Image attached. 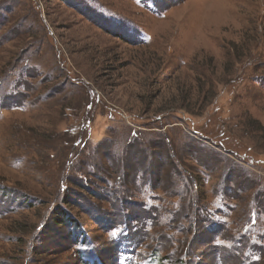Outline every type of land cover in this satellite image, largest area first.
<instances>
[{
  "label": "rangeland",
  "instance_id": "rangeland-1",
  "mask_svg": "<svg viewBox=\"0 0 264 264\" xmlns=\"http://www.w3.org/2000/svg\"><path fill=\"white\" fill-rule=\"evenodd\" d=\"M164 255L264 264V0H0V264Z\"/></svg>",
  "mask_w": 264,
  "mask_h": 264
},
{
  "label": "trees",
  "instance_id": "trees-1",
  "mask_svg": "<svg viewBox=\"0 0 264 264\" xmlns=\"http://www.w3.org/2000/svg\"><path fill=\"white\" fill-rule=\"evenodd\" d=\"M159 120H160V117H159ZM153 121H156V120H154L153 119ZM215 121V123L217 124V123H219L218 122V119L216 120V119H213V122ZM216 124H214V125H216ZM219 129H220V126H219ZM136 134H137V136H136ZM132 138H127V140L129 139L130 140V142L129 143H138L139 141H144L143 140V138H141V136H140V133H139V131H137V133H136ZM134 137H137L135 140H137V142H135V140H132V139H134ZM193 209H195V207L193 208ZM198 209H200V208H198ZM218 210H220V211H223V209H222V207H219L218 208ZM201 214V213H200ZM204 214V213H203ZM208 214V213H207ZM175 214L173 213V214H170V215H168L167 217L165 216L164 217V219L166 218V222L165 223H163V227H166V223H168L167 224V229H169V232L172 234L174 231H178V232H180L181 233V231L183 230V228L182 227H180L181 226V224H182V221L180 222V223H175L176 221H173L172 220V217L174 216ZM190 215H193L194 216V214L193 213H191ZM201 216V215H200ZM206 217V216H205ZM205 217H202L201 216V219L204 221L206 218ZM216 217H221L222 218V216L221 215H216L215 216V218H210V216L206 219V220H208V223L210 222V219L211 220H213V222H215V219H217ZM138 218H140L139 216H135V219H132V221L133 222H136V223H132L131 224V227L128 225V227H129V230H137V226H136V224H138L139 223V221H138ZM197 219H198V217H197ZM137 220V221H136ZM220 223H222V224H224L221 220L222 219H217ZM130 221V220H129ZM160 221V220H159ZM164 221V220H163ZM248 224V222L246 221V222H244L243 224H242V226H244V225H247ZM189 227H192L193 226V223L192 222H190L189 224ZM213 225H215L216 227H218L215 223L213 224ZM115 226V225H114ZM208 226H210V224H208ZM171 227H174V228H171ZM124 228L126 229L127 227H125L124 226ZM189 230V228H187V229H185V230H183V231H188ZM250 230V227L249 226H245L243 229H242V232L243 233H246V232H248ZM162 233V232H161ZM251 234V232L247 235V237L249 236ZM173 235V234H172ZM240 235H241V232L239 233V235H238V237H240ZM156 237H160L159 235L158 236H156ZM177 237H179V236H177ZM160 241V240H159ZM162 241V240H161ZM156 245L158 246L157 247V249L158 248H160V247H162V244L161 243H156ZM230 248L232 249V246L230 245ZM236 249L238 250V251H243V248L242 247H239V246H236ZM154 251H156V249H154ZM154 251H150V256L151 255H154ZM233 251V250H232ZM234 252V251H233ZM250 253L251 252H248V255H250ZM164 258H159V262L162 264V263H164V262H167V264L168 263H170V260L169 261H165V260H168L169 259V257H168V255H164L163 256ZM250 257H251V255H250ZM220 260H221V262L223 261V259L222 258H220ZM248 261L249 262H253V261H256V260H253V259H250V258H248ZM181 264H186V262L185 263H183V262H181Z\"/></svg>",
  "mask_w": 264,
  "mask_h": 264
}]
</instances>
